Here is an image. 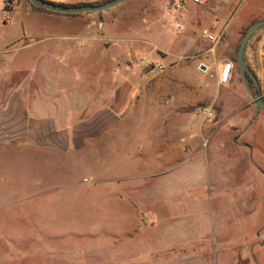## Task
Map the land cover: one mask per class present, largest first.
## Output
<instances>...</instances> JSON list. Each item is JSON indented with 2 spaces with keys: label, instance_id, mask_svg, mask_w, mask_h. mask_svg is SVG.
<instances>
[{
  "label": "rangeland",
  "instance_id": "374dc122",
  "mask_svg": "<svg viewBox=\"0 0 264 264\" xmlns=\"http://www.w3.org/2000/svg\"><path fill=\"white\" fill-rule=\"evenodd\" d=\"M14 6V0H0V79L13 81L27 76L10 69L25 57L29 64V49L22 47L31 45L29 37L14 38L21 33L16 26L4 27ZM50 40L37 45L58 43ZM235 56L233 76L246 89ZM199 58L171 63L180 68L174 75L180 95L166 97L161 117L153 119L164 133L125 127L141 124L138 111L132 119L118 118L116 131L96 144H86L82 134L74 153L54 149L41 156L0 143V264H264L258 231L235 230V223L224 228L225 90L214 68V77L198 71L205 82L189 84L188 63ZM158 59L140 53L138 77L165 73ZM200 88L211 94L201 99ZM170 127L179 129L174 136ZM56 144L65 146L62 136ZM172 147L180 157L157 160ZM170 181L180 187L167 191ZM243 232L251 246L237 244Z\"/></svg>",
  "mask_w": 264,
  "mask_h": 264
},
{
  "label": "crops",
  "instance_id": "0c3cea01",
  "mask_svg": "<svg viewBox=\"0 0 264 264\" xmlns=\"http://www.w3.org/2000/svg\"><path fill=\"white\" fill-rule=\"evenodd\" d=\"M44 1L79 6L109 0ZM173 1L179 0H128L104 12L66 15L34 9L30 0H14L4 27L12 31L16 26L21 33L14 38L29 37L31 45L22 47L29 49V64L25 57L10 69L27 76L14 81L0 79V102H5L4 115L0 114V143L23 152H40L41 156L47 152L53 155L54 149L74 153L72 145L82 134L86 144H96L106 133L116 131L118 118L132 119L138 111L141 124L128 121L125 127L164 133V126L153 119L161 117L159 110H165L166 97L180 95V81L174 77L180 68L171 63L200 57L188 63L187 80L197 86V81L206 80L198 72V63L210 61L218 75L227 63L235 68V55L244 33L264 19V0H182L184 7L178 13L167 10ZM48 25L60 31L54 32ZM203 30L214 34L216 43L204 37ZM53 38L58 43L37 45ZM140 53L155 54L166 66L165 73L138 77ZM245 59L256 78V88L264 96V27L249 41ZM200 90L204 94L201 99L211 94L207 89ZM224 90V131L220 136L224 149V228L225 224L235 223V230L258 231L264 242V112L260 111L247 128L256 106L246 89L232 75ZM117 110L122 113L116 115ZM84 115L85 121L75 122ZM87 124L89 128L83 129ZM178 130L170 127L169 132L174 136ZM59 136L65 146L56 144ZM157 152L159 148L156 157ZM165 152L158 161L181 155L174 147ZM169 183L167 191L180 187V182ZM163 188L166 190V186ZM240 235L237 244L241 248L251 246V241H243L244 232ZM256 244L262 248L260 259L264 262V243Z\"/></svg>",
  "mask_w": 264,
  "mask_h": 264
},
{
  "label": "water",
  "instance_id": "95a60500",
  "mask_svg": "<svg viewBox=\"0 0 264 264\" xmlns=\"http://www.w3.org/2000/svg\"><path fill=\"white\" fill-rule=\"evenodd\" d=\"M126 1L128 0H109L103 4L64 6V5L53 4L44 0H30L31 4L38 9H43V10L60 13V14H66V15H79V14H87V13L104 12ZM263 27H264V19L253 23L247 29L244 36L242 37V40L237 50V68L239 71V75L242 79V82L248 94L250 95L253 103L256 106L255 115L247 125V128L253 123V121L255 120L256 116L260 111L264 112V96L260 94L258 91L253 89L252 82L256 86V78L249 70L245 59V53L249 41L254 36V34Z\"/></svg>",
  "mask_w": 264,
  "mask_h": 264
},
{
  "label": "built area",
  "instance_id": "2783aa9c",
  "mask_svg": "<svg viewBox=\"0 0 264 264\" xmlns=\"http://www.w3.org/2000/svg\"><path fill=\"white\" fill-rule=\"evenodd\" d=\"M195 1L197 2L198 0H195ZM183 7H184V1H182V0L173 1L169 4L168 11L178 13L182 10ZM176 28L179 30L181 29V24L179 22H177ZM202 34L204 37H206L213 44L216 43L217 37L214 34H212L210 31L203 30ZM146 65L149 66V65H151V63H147ZM158 69L161 70L162 68L160 66H157L156 70L158 71ZM197 69L204 76L214 77V71H213L212 64L208 60L200 61ZM233 72H234V65L231 63L225 64L224 65V72L222 73L221 77L218 76L219 83L222 85L229 84L231 81V77L233 75Z\"/></svg>",
  "mask_w": 264,
  "mask_h": 264
},
{
  "label": "trees",
  "instance_id": "16d2710c",
  "mask_svg": "<svg viewBox=\"0 0 264 264\" xmlns=\"http://www.w3.org/2000/svg\"><path fill=\"white\" fill-rule=\"evenodd\" d=\"M33 6V5H32ZM64 6H66V5H64ZM33 8L34 9H37V10H40V11H45V10H43V9H38V8H35L34 6H33ZM245 34V33H244ZM252 87L256 90V91H258L260 94H261V91L258 89V88H256V86L254 85V83L252 82Z\"/></svg>",
  "mask_w": 264,
  "mask_h": 264
},
{
  "label": "bare ground",
  "instance_id": "6f19581e",
  "mask_svg": "<svg viewBox=\"0 0 264 264\" xmlns=\"http://www.w3.org/2000/svg\"><path fill=\"white\" fill-rule=\"evenodd\" d=\"M223 67V66H222ZM224 72V68H222L220 71H219V76L221 77L222 73ZM232 79V77H231Z\"/></svg>",
  "mask_w": 264,
  "mask_h": 264
}]
</instances>
